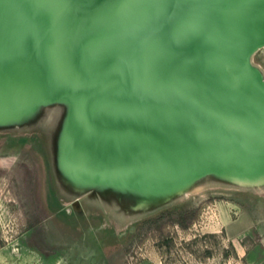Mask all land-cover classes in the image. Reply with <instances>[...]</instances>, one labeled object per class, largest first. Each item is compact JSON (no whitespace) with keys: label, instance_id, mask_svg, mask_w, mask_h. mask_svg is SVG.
<instances>
[{"label":"water","instance_id":"95a60500","mask_svg":"<svg viewBox=\"0 0 264 264\" xmlns=\"http://www.w3.org/2000/svg\"><path fill=\"white\" fill-rule=\"evenodd\" d=\"M263 42L264 0H0V123L68 103L57 157L88 185L254 177L264 166L231 168L263 164L264 82L248 65ZM106 172L123 176L90 179Z\"/></svg>","mask_w":264,"mask_h":264},{"label":"rangeland","instance_id":"374dc122","mask_svg":"<svg viewBox=\"0 0 264 264\" xmlns=\"http://www.w3.org/2000/svg\"><path fill=\"white\" fill-rule=\"evenodd\" d=\"M248 65L264 82V45ZM69 110L0 123V264H264V173L206 169L153 193L81 183L57 157Z\"/></svg>","mask_w":264,"mask_h":264},{"label":"bare ground","instance_id":"6f19581e","mask_svg":"<svg viewBox=\"0 0 264 264\" xmlns=\"http://www.w3.org/2000/svg\"><path fill=\"white\" fill-rule=\"evenodd\" d=\"M261 45H264V42L263 43H261ZM41 104V103H40ZM29 109V108H28ZM28 109H26V110H23V111H21V112H19L17 115H19L20 116V114L22 115V114H24ZM16 114L14 115V117H16L17 116ZM5 117V116H4ZM8 118H11V116L10 117H8ZM0 120L1 121H5L6 119L5 118H0ZM261 163H263L261 166H259V167H256V168H254L256 165H251V166H247L246 168L245 167H242V166H234L233 168H231V169H233V170H236V171H242V170H244V169H248V170H250V171H254V170H257V169H260L262 166H264V160L263 161H261ZM260 163V164H261ZM207 168V167H206ZM203 168H198V169H194V170H192V171H186L185 173H183L181 176H179V177H177L176 179H174L173 181H172V183L174 184V186L175 185H181V184H184V183H186L187 181H189L193 176H196L197 174H199L200 172H202L201 170H202ZM106 173H108V174H110V176H107V177H105V178H98V179H95V178H90L92 181H99V182H101V181H104V180H106V181H108V182H110V183H114V182H116L117 180H116V178L117 177H121V176H123L121 173H119V172H106ZM127 176V175H126ZM128 177V176H127ZM126 181V185H128V186H131L132 184H134V182H130V181H128V180H125ZM98 182V183H99ZM121 183L123 182V181H120ZM173 184H171L170 186H172ZM142 188V187H141ZM143 190L145 189V186H143V188H142ZM75 205L76 206H79L78 205V203H75Z\"/></svg>","mask_w":264,"mask_h":264}]
</instances>
